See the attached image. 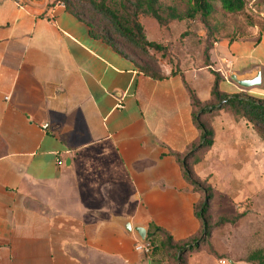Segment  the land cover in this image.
<instances>
[{
	"label": "crops",
	"instance_id": "obj_1",
	"mask_svg": "<svg viewBox=\"0 0 264 264\" xmlns=\"http://www.w3.org/2000/svg\"><path fill=\"white\" fill-rule=\"evenodd\" d=\"M52 2L0 0V264H168L123 226L199 233L200 194L175 156L201 137L190 91L210 102L209 69L226 94L239 91L230 73L264 77V32L155 79Z\"/></svg>",
	"mask_w": 264,
	"mask_h": 264
},
{
	"label": "rangeland",
	"instance_id": "obj_2",
	"mask_svg": "<svg viewBox=\"0 0 264 264\" xmlns=\"http://www.w3.org/2000/svg\"><path fill=\"white\" fill-rule=\"evenodd\" d=\"M188 1L159 0L164 8L174 7L180 14L185 13ZM72 6L84 20L131 55L140 67L156 73L204 66L209 63L215 43L256 39L264 32V0H244L243 9L234 14L224 12L215 0L206 21L197 15L191 19L170 20L161 26L150 16L139 15L146 39L165 48L159 52L147 49L142 53L116 36L86 6L78 2H73ZM263 91L264 87L259 86L239 88L238 93L264 102ZM205 120L214 134L211 145L196 154L199 161L193 174L200 201L204 199L203 190L211 192L210 229L208 237L198 236L196 247L190 250L189 263L211 264V259L214 264L220 258L242 261L250 251L264 249V134L261 136L251 123L227 107L211 111L205 115ZM159 256L168 264H176L173 256Z\"/></svg>",
	"mask_w": 264,
	"mask_h": 264
},
{
	"label": "trees",
	"instance_id": "obj_3",
	"mask_svg": "<svg viewBox=\"0 0 264 264\" xmlns=\"http://www.w3.org/2000/svg\"><path fill=\"white\" fill-rule=\"evenodd\" d=\"M213 1L215 0H189L188 7L184 14L178 13L174 7L169 6L164 8L159 0H53L51 4L61 3L66 11L83 21L88 26V31L91 37L106 43L121 56L135 60L125 50L111 41L104 32L88 23L77 12H75L72 6L73 2H78L81 5L86 6L89 10L98 15L121 40L133 46L137 51L145 53L147 49H153L154 51L159 52L164 51L165 48L153 40L146 39L143 26L138 20L139 15H148L161 26L166 25L170 20H180L183 18L191 19L197 15H199L203 21H206L207 17L212 12ZM217 1L220 4V8L224 12L230 14L240 12L244 6V0ZM164 12L165 14H163ZM206 57L207 61L208 55H206ZM208 65L209 63L204 66ZM139 69L152 78H161L160 73L152 72L146 67L139 66ZM210 72L213 75L214 80L210 91V102L207 105L200 106L198 100L190 91L192 105L196 108L194 120L197 127L201 130V137L185 154L175 155L181 166L184 179L194 190L196 187L198 188V183L194 179L192 166L199 161V157H194V150L210 146L213 136L212 130L202 120L204 114L210 113L215 109L227 107L251 123L261 136L264 134V102L241 96L238 92L233 94L221 92L218 89V84L222 80L221 76L215 71L210 70ZM203 193V201L199 200L200 202L198 201L195 205V213L201 224L199 233L187 241L176 243L163 229L150 224L146 236V240L149 241L152 246L149 255L173 256L176 264H186L184 253L196 247V242L199 240L198 236H203V233H205V237H208L209 235L210 218L208 210L211 192L208 189H205L203 190ZM242 261L250 264H264V249L250 251L242 258Z\"/></svg>",
	"mask_w": 264,
	"mask_h": 264
},
{
	"label": "water",
	"instance_id": "obj_4",
	"mask_svg": "<svg viewBox=\"0 0 264 264\" xmlns=\"http://www.w3.org/2000/svg\"><path fill=\"white\" fill-rule=\"evenodd\" d=\"M34 2H41L42 0H31ZM229 80L235 84L237 87L241 89H249L253 87H264V77L261 75L260 69H257L249 74H242L238 75L236 73H230L228 76ZM195 151V150H194ZM124 230L133 233L136 238L144 242L146 240L147 231L146 228L142 225H131L130 223L126 222L123 226ZM203 236L205 237V233H203Z\"/></svg>",
	"mask_w": 264,
	"mask_h": 264
},
{
	"label": "built area",
	"instance_id": "obj_5",
	"mask_svg": "<svg viewBox=\"0 0 264 264\" xmlns=\"http://www.w3.org/2000/svg\"><path fill=\"white\" fill-rule=\"evenodd\" d=\"M44 127H46V125H44ZM151 247L152 246H151L149 241L145 240L144 242H141V241L137 240L133 246V249L135 252L148 255L151 251ZM219 263L224 264L225 261L221 260V261H219Z\"/></svg>",
	"mask_w": 264,
	"mask_h": 264
}]
</instances>
